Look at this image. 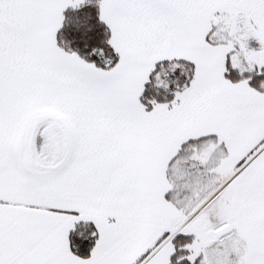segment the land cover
I'll use <instances>...</instances> for the list:
<instances>
[{"label": "snow or ice", "instance_id": "obj_1", "mask_svg": "<svg viewBox=\"0 0 264 264\" xmlns=\"http://www.w3.org/2000/svg\"><path fill=\"white\" fill-rule=\"evenodd\" d=\"M0 264H264V0H0Z\"/></svg>", "mask_w": 264, "mask_h": 264}]
</instances>
